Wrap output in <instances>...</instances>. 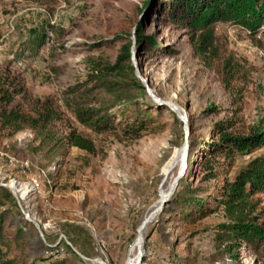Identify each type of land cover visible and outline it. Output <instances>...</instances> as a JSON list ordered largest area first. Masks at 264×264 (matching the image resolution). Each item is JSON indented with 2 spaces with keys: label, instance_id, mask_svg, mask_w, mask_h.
<instances>
[{
  "label": "rangeland",
  "instance_id": "374dc122",
  "mask_svg": "<svg viewBox=\"0 0 264 264\" xmlns=\"http://www.w3.org/2000/svg\"><path fill=\"white\" fill-rule=\"evenodd\" d=\"M160 1L0 0V70L31 97L52 102L61 117V137L73 131L93 147L87 153L66 146L49 164L33 152L29 131L12 137L0 131V190L10 196L0 194L4 261L253 264L243 244L234 259L219 255L215 236L225 222L220 209L192 223L181 212L187 199L206 197L204 191L214 185L202 181L198 164L216 123L230 121L244 136L264 132L263 28L250 35L235 21L215 25L221 57L238 65L228 92L219 73L194 57L187 31L163 18ZM139 31L154 41L152 47L137 44ZM127 43L131 77L144 90L143 96L135 94L152 119V130L137 139L84 129L63 95L86 79L87 58L114 63ZM262 154L264 146L236 155L230 167L223 164L218 171H229L230 178ZM170 162L174 171L164 175ZM254 199L257 224L264 227V195Z\"/></svg>",
  "mask_w": 264,
  "mask_h": 264
},
{
  "label": "trees",
  "instance_id": "16d2710c",
  "mask_svg": "<svg viewBox=\"0 0 264 264\" xmlns=\"http://www.w3.org/2000/svg\"><path fill=\"white\" fill-rule=\"evenodd\" d=\"M160 4L163 18L187 31L194 57L204 68L219 73L223 88L229 92L238 65L231 57H221L215 25L235 21L250 35H256L262 28L264 31V0H161ZM144 41L146 47L154 45L152 39L146 40L139 31L137 44ZM84 64L86 79L63 93L78 125L96 134H120L126 139H137L152 130L151 113L146 105H140L143 99L135 94L143 96L144 90L131 77V43L121 47L114 63L90 57ZM60 120L49 99L31 97L8 72L0 70V131H5L8 137L29 131L36 143L33 152L49 164L63 154L66 146L92 153V144L75 132L61 137L57 128ZM210 134L212 141L204 144L206 150L198 164V174L203 175L202 181L214 185L204 191L206 197L187 199L188 206L181 216L192 223L220 209L225 222L218 227L215 244L221 258L234 259L243 244L251 253L253 264H264V227L257 224L260 217L254 199L256 195H264V154L239 167L230 178L229 171H218L223 164L230 167L236 155H252L262 148L264 132L253 130L247 136L240 135L230 121H221ZM0 194L10 198L4 190ZM4 224L5 217L0 214V247H7ZM16 230L19 239L23 235L20 228ZM2 257L0 248V264H14Z\"/></svg>",
  "mask_w": 264,
  "mask_h": 264
},
{
  "label": "bare ground",
  "instance_id": "6f19581e",
  "mask_svg": "<svg viewBox=\"0 0 264 264\" xmlns=\"http://www.w3.org/2000/svg\"><path fill=\"white\" fill-rule=\"evenodd\" d=\"M183 147V146H182ZM181 159V158H180ZM179 162V161H178ZM173 167H174V162H170L169 163V165L167 166V168H166V170H165V174L164 175H168L169 174V172L173 169ZM173 171H174V169H173ZM184 171V170H183ZM179 173H181V172H179ZM177 175V174H176ZM178 177V176H177ZM176 179V178H175ZM171 181V180H170ZM172 182V181H171ZM172 185V184H171ZM170 186V185H169ZM172 186H174V184L172 185ZM174 188V187H173ZM164 192V191H163ZM160 193V192H159ZM160 197V196H159ZM163 197V196H162ZM161 197V198H162ZM161 201V200H160ZM142 238V237H141ZM138 245H139V242H137L136 243V248H138ZM135 247V246H134ZM134 262H132V261H130V263L129 264H133Z\"/></svg>",
  "mask_w": 264,
  "mask_h": 264
},
{
  "label": "water",
  "instance_id": "95a60500",
  "mask_svg": "<svg viewBox=\"0 0 264 264\" xmlns=\"http://www.w3.org/2000/svg\"><path fill=\"white\" fill-rule=\"evenodd\" d=\"M138 264V263H137Z\"/></svg>",
  "mask_w": 264,
  "mask_h": 264
}]
</instances>
